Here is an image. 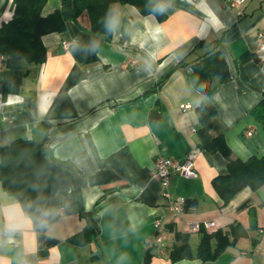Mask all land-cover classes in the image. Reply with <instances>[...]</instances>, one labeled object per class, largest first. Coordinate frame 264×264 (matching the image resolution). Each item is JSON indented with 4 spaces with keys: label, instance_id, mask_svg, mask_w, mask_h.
Segmentation results:
<instances>
[{
    "label": "crops",
    "instance_id": "1",
    "mask_svg": "<svg viewBox=\"0 0 264 264\" xmlns=\"http://www.w3.org/2000/svg\"><path fill=\"white\" fill-rule=\"evenodd\" d=\"M158 2L164 21L112 5L110 38L93 34L85 13L65 21L63 32L41 38V65L2 57L0 147L43 143L71 179L30 214L0 184V264H144L147 251L148 264H264V186L245 187L226 204L217 195L212 182L227 162L197 147L201 97L185 65L213 46L221 51L232 78L211 95V135L240 160L264 155V128L250 116L264 93V0ZM65 7L47 0L41 15ZM12 13V0H0V27ZM188 156L196 177L168 181L170 195L183 199L174 214L152 167L157 157ZM13 216L24 226L10 228ZM203 223L233 242L213 261L195 258L199 233L189 226ZM86 228L87 243L70 240ZM175 233L188 236L192 259L168 258Z\"/></svg>",
    "mask_w": 264,
    "mask_h": 264
},
{
    "label": "trees",
    "instance_id": "2",
    "mask_svg": "<svg viewBox=\"0 0 264 264\" xmlns=\"http://www.w3.org/2000/svg\"><path fill=\"white\" fill-rule=\"evenodd\" d=\"M47 0H12L11 19L0 27V57L24 60L27 63L41 65L45 62L46 51L41 42L44 35L61 33L65 30V21L60 11L43 17L41 10ZM183 2V0H171ZM130 5L142 16L153 15L158 21H164L165 13L156 10L158 0H69L66 5L72 13V19L85 13L89 29L93 34L110 38L112 26V5ZM212 43L200 42L197 47L210 46ZM221 51L213 46L211 49L185 65L191 67L190 87L201 97L196 108L198 126L196 129L197 147L207 153H219L226 160V172L217 176L213 182L223 204L245 187L257 189L264 186V155L251 156L249 159L236 158L222 136L211 135V122L216 116L215 106L210 98L217 87L227 83L232 76ZM252 56L243 55L245 62ZM178 67V66H177ZM251 119L264 128V93L250 111ZM47 146L33 140H13L0 147V184L3 191L14 197L27 214L43 207L45 202L67 181L70 172L60 164L49 160ZM90 228L77 233L70 240L77 244L89 241ZM199 243L195 258L202 262L215 260L229 245L226 233L217 231L209 234L199 228ZM175 244L168 252L171 262L192 259L188 245V236L174 234ZM151 248V247H150ZM149 248V250H150ZM149 253L144 264L149 263ZM94 257V256H93Z\"/></svg>",
    "mask_w": 264,
    "mask_h": 264
},
{
    "label": "built area",
    "instance_id": "3",
    "mask_svg": "<svg viewBox=\"0 0 264 264\" xmlns=\"http://www.w3.org/2000/svg\"><path fill=\"white\" fill-rule=\"evenodd\" d=\"M232 3L237 4L240 3L242 0H230ZM258 38L261 40L262 44L260 46L261 50H264V34L260 33L258 34ZM74 44L73 41H68L64 43V47L67 49L70 46ZM2 60V57H0V62ZM187 106L181 107L182 109H185ZM245 135L247 137L251 136V132H246ZM172 174H178L180 176L183 175L185 178H195L196 173L194 170V164L191 157H185V158H161L157 157L154 160L153 167H152V177L157 179L162 187L161 195L165 200L167 201L169 205V209L174 214H179L182 210L183 205V199L180 197L173 198L168 189V181L169 177ZM159 222H155V228H158ZM213 223H203V224H191L189 226L191 231H198L199 228H204L205 230H209L211 227H213ZM160 242L159 237H155L151 240H149L148 245L149 247H153L154 245H157ZM22 264H28V263H22Z\"/></svg>",
    "mask_w": 264,
    "mask_h": 264
},
{
    "label": "clouds",
    "instance_id": "4",
    "mask_svg": "<svg viewBox=\"0 0 264 264\" xmlns=\"http://www.w3.org/2000/svg\"><path fill=\"white\" fill-rule=\"evenodd\" d=\"M156 10H159V11H163L164 10V6L163 5H160L158 6V8ZM211 15V13H210ZM214 19V18H213ZM214 22H217L214 20ZM112 21H109V27L112 26ZM42 111H46V107L42 109ZM23 221L19 220L17 217H11L10 220H9V227L12 228V229H16V228H20V227H23Z\"/></svg>",
    "mask_w": 264,
    "mask_h": 264
},
{
    "label": "water",
    "instance_id": "5",
    "mask_svg": "<svg viewBox=\"0 0 264 264\" xmlns=\"http://www.w3.org/2000/svg\"><path fill=\"white\" fill-rule=\"evenodd\" d=\"M64 1L68 2L69 0H64ZM62 18H63L64 21H67V20L72 18V13H71V11H70L68 6L64 8V10L62 12Z\"/></svg>",
    "mask_w": 264,
    "mask_h": 264
}]
</instances>
